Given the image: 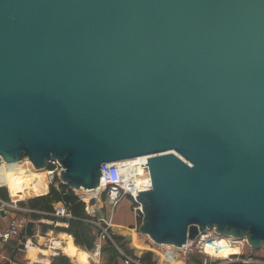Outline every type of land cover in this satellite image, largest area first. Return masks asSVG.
I'll return each instance as SVG.
<instances>
[{
    "label": "water",
    "instance_id": "95a60500",
    "mask_svg": "<svg viewBox=\"0 0 264 264\" xmlns=\"http://www.w3.org/2000/svg\"><path fill=\"white\" fill-rule=\"evenodd\" d=\"M138 156L139 233L264 248V0H0V185L54 158L91 190Z\"/></svg>",
    "mask_w": 264,
    "mask_h": 264
},
{
    "label": "built area",
    "instance_id": "2783aa9c",
    "mask_svg": "<svg viewBox=\"0 0 264 264\" xmlns=\"http://www.w3.org/2000/svg\"><path fill=\"white\" fill-rule=\"evenodd\" d=\"M143 163H147V156H138L115 162H105L100 168L102 174L100 175L98 187L91 190H74L68 187L76 193L77 197L84 203V209L86 213L90 215V218L84 220L92 224L93 227L94 224L98 225L97 227L99 230L96 234L99 241L96 242L95 254L99 253L101 239L108 238L115 244L112 236L113 232L111 231L113 213L118 203L124 197L129 196L131 198L135 218L137 219L139 216L142 217L141 204L136 200L135 196L138 195V191L148 190L151 187L149 172L146 164ZM139 167L141 168V171L136 176L140 178V181L136 186L132 184V177L127 175V171ZM61 169H63L62 165L54 158L49 159L47 166L44 168L49 180L51 179L50 182H52L53 178H57L54 183V188L57 190H59L60 184H63L60 180ZM45 192L46 193L43 195L48 193L47 190ZM77 192H82L83 194H78ZM21 209L23 208L17 205V201L0 198V215L8 213L9 211ZM24 210L38 212L41 215H44L41 218L34 220V233L31 237H27L26 241L23 242V249H35L34 252L36 256L33 258L34 263L41 262V264H47L49 263L47 260H52L57 255L64 254L65 247L68 246L69 242L75 245L73 234L67 230L69 228L68 221L73 219L74 216L64 202H54L50 211H36L27 208H24ZM28 221L29 219L19 216L11 217L6 227H0V246L6 245L13 238H18L22 243L21 239L25 234L24 229ZM140 221V219H137L134 226L131 228V231L139 233L138 226ZM44 223L51 226L49 229H45L46 232L43 227ZM61 234L65 237H61ZM214 235L219 234L208 229L205 233H200L195 239L189 240L181 247L157 245L148 236H143L150 241L152 245L171 247L173 252L169 254L170 257L173 260L179 259L181 263L185 264H264V256L254 255L253 249L250 248L245 238H228L225 236L228 245L237 247V251L234 253H228L227 256L224 257L210 253L208 251V242ZM54 240L58 242V245L54 244ZM118 249L121 255L124 256L126 264H146L140 261V259L126 254L120 247H118ZM197 254L202 255V260L200 262H190L189 259ZM3 258L4 257L0 254V263Z\"/></svg>",
    "mask_w": 264,
    "mask_h": 264
},
{
    "label": "trees",
    "instance_id": "16d2710c",
    "mask_svg": "<svg viewBox=\"0 0 264 264\" xmlns=\"http://www.w3.org/2000/svg\"><path fill=\"white\" fill-rule=\"evenodd\" d=\"M0 198L4 200H8V194L5 188L0 187ZM62 201L67 206L72 215L74 216L73 219H70L69 222V228L67 229L70 231L74 236V242L76 245L83 247L85 249H91L93 247V241L94 237H92L90 234L93 225L86 222L84 219L90 218V215L86 213L84 209V203L77 197V195L68 188L65 184H60L59 190L54 188L53 186L50 188V191L46 195H40L34 198H31L27 201V205L31 209H37L41 211H50L52 209L51 204L53 202ZM44 215L32 213V217L34 218H41ZM47 227L44 226V229ZM116 243H118V247H120L126 254L133 256V251L128 248L125 243H123L121 240L125 241V238L122 236H114ZM126 242V241H125ZM118 247L116 244L111 242V240L108 239V242L105 243V245L102 246L104 249H108L110 252L109 258L116 259L121 258V255H119ZM121 254V253H120ZM148 254V253H147ZM145 254V255H147ZM119 256V257H118ZM192 259L194 258L191 257ZM145 261H149L150 254L147 257H143ZM37 264V263H35ZM51 264H73L71 262V259L64 255L60 254L57 257H54Z\"/></svg>",
    "mask_w": 264,
    "mask_h": 264
},
{
    "label": "crops",
    "instance_id": "0c3cea01",
    "mask_svg": "<svg viewBox=\"0 0 264 264\" xmlns=\"http://www.w3.org/2000/svg\"><path fill=\"white\" fill-rule=\"evenodd\" d=\"M76 194V193H75ZM54 203V202H53ZM52 203V204H53ZM52 204H51V206H52ZM28 207V206H27ZM28 209H31V208H29L28 207ZM25 211V212H24ZM24 211H22L23 212V214H18L17 215V213H16V211L15 210H13V211H9L8 213H3V214H1L0 215V225H1V227H5L6 226V224H7V222L10 220V218L11 217H13V216H19V217H23V218H26V219H29V221H32V222H34V219H36V218H34V217H32V212L31 213H29L27 210H24ZM46 219V218H45ZM134 222H132V223H129V224H125V223H118V222H112V225H115V227H116V229L113 231V229H111V231L112 232H114V233H116V234H120L122 237H124L125 238V241H126V243L128 244V246L130 247V249H132V250H134L133 251V255L136 257V258H138V259H140V261H142V262H144V263H146V264H185V263H181V261L179 260V259H176V260H173L171 257H170V255H169V258H171L170 260L169 259H167V260H165V258H163V254H161L160 252H159V250H158V248L157 247H154L155 245H152L151 244V242L150 241H148L141 233H134L133 234V232H131V228L134 226V224H135V222H136V219L134 218ZM28 223V222H27ZM44 226H46L47 228H46V230L47 229H49L51 226L49 225V224H46V223H44L43 224V227ZM129 230V231H128ZM24 231H25V229H24ZM128 235H130V239L128 240L127 239V236ZM21 241H22V239H21ZM21 242H20V240L18 239V238H13V239H11L6 245H5V247H6V250L5 249H3V248H1L0 250L1 251H3V252H6V253H11V252H14L13 250L15 249V248H17L18 250H22L23 249V247H21ZM76 245V244H75ZM74 244H72L71 245V247H70V249H69V252L71 253H64V255H66V256H68V257H71L72 259H71V262L73 263V264H96V260L95 259H97L98 260V256H97V258H95V256L97 255V254H95V253H93V254H90V253H86V252H82V251H80V248L79 247H77V246H75ZM157 246V245H156ZM140 249V250H139ZM74 250H75V252H74ZM86 250H88L89 251V249H86ZM23 251V250H22ZM260 252V251H259ZM9 253L8 254H5V253H3V254H1V256H3L4 258L3 259H5V258H8L10 255H9ZM148 253V254H147ZM145 254H147V255H145ZM150 254V259H149V261H145L144 259H143V257H147L148 255ZM82 255H84V256H86V257H88L87 259H88V261L86 260V258L84 257V258H81V256ZM93 255V256H92ZM258 255H263L264 256V254H262V253H258ZM193 257V256H192ZM29 260V261H28ZM53 260V259H52ZM52 260H47V262H49V263H47V264H51V262H52ZM171 260H172V263H171ZM202 260V255H194V258L192 259V258H190L189 259V261L191 262V261H193V262H195V261H197V262H200ZM3 261V260H2ZM5 261V260H4ZM21 262V260L20 259H18V264ZM90 262H92V263H90ZM99 262V263H98ZM97 262V264H101V261H100V259H99V261ZM121 262V264H123L122 263V261H120ZM0 264H5L4 262H1ZM12 264H15V263H12ZM21 264H35L34 262H33V259H31L30 260V258L29 257H25V262L24 263H21ZM103 264V263H102ZM110 264V263H109ZM113 264H120L119 263V261H115V263H113ZM131 264H134V263H131ZM186 264H189V263H186Z\"/></svg>",
    "mask_w": 264,
    "mask_h": 264
},
{
    "label": "rangeland",
    "instance_id": "374dc122",
    "mask_svg": "<svg viewBox=\"0 0 264 264\" xmlns=\"http://www.w3.org/2000/svg\"><path fill=\"white\" fill-rule=\"evenodd\" d=\"M21 166V165H20ZM27 167H29V165L27 164ZM45 179H46V183L48 184V189H47V192L49 193V191H50V188L53 186L54 187V183H55V180L57 179L56 177L55 178H53L52 179V182H50L51 181V179L49 180V178H48V175L45 173ZM3 188H5L6 189V191H7V194H8V200H10V199H12V196L10 195V193H9V191H8V189H7V187H5V186H2ZM27 190V189H26ZM47 193V194H48ZM78 194H83L82 192H77ZM37 196H40V195H36L35 193H25V197H24V199H22V200H19V201H17V205L18 206H20V207H22L23 209H21V210H15L16 211V213H17V215L20 213V214H23V212L22 211H24V208H27L28 209V205H27V201L29 200V199H31V198H34V197H37ZM36 211H39V210H37V209H35ZM108 210V209H107ZM25 212V211H24ZM29 212V211H28ZM29 213H31V212H29ZM32 213H37V214H40V213H38V212H32ZM102 216V215H101ZM140 217V216H139ZM137 218V219H140L141 220V218L142 217H140V218ZM134 218H135V212H134V210H133V207H132V200H131V198L129 197V196H126V197H124L119 203H118V205L116 206V208L114 209V213H113V220H112V222L114 221V222H118V223H125V224H129V223H132V222H134L135 220H134ZM37 219H39V218H37ZM136 219V218H135ZM137 219H136V221H137ZM34 220H36V219H34ZM8 223V222H7ZM7 225V224H6ZM112 225V224H111ZM98 225H95L94 224V227L92 228V230H91V236L92 237H94V241H93V247L91 248V249H89V251L88 250H86L85 248H83V247H80V246H78V245H75V246H77V247H79L80 248V251H82V252H86V253H90V254H93L94 252H95V246H96V242H98L99 241V238H98V236H97V234H96V232L99 230V228L97 227ZM0 227H1V225H0ZM6 227V226H5ZM112 227V229H113V231L116 229V227H115V225H112L111 226ZM45 230V229H44ZM212 230V229H211ZM129 231V230H128ZM212 231H214V230H212ZM45 232H46V230H45ZM131 232H133V231H131ZM133 234H134V232H133ZM112 235H114V236H121L120 234H116V233H112ZM61 237H65L63 234H61ZM114 239V238H113ZM114 241H115V239H114ZM123 243H125V245L128 247V248H130L129 246H128V244L124 241V240H121ZM106 242H108V238H104V239H101V241H100V250H99V253L95 256V258H97V256H98V260L97 259H95L97 262L99 261V259H100V261H101V264L103 263V264H113V263H115V261L117 262V261H119V263L121 264V262L120 261H122V263L123 264H126L125 263V259H124V256L123 255H121L120 254V252H119V249H118V252H119V255H121V258L119 257V258H116V259H111V258H109V256H110V252L108 251V249H104V248H102V246L103 245H105V243ZM115 244L118 246V243H116V241H115ZM7 247V246H6ZM6 247H5V245H3V246H0V249L1 248H3V249H5L6 250ZM154 247H157L158 248V250H159V252L161 253V254H163L162 256H163V258H165V260H167V259H171V258H169V254L171 253V252H173V249L171 248V247H168V246H154ZM245 249H247V248H245ZM23 250V251H22ZM22 250H18L17 248H15L13 251L14 252H11V253H9V257L8 258H5V259H3V261H1V262H4L5 264H12V263H15V264H18V259H20L21 260V262L19 263V264H21V263H24L25 262V257H29L30 258V260L31 259H33L36 255H35V252H34V250L35 249H27V248H25V249H22ZM132 250V249H131ZM140 250V249H139ZM132 251H134V250H132ZM260 251V252H259ZM70 253L69 251H66L65 250V253ZM74 252H75V250H74ZM253 252H254V255H258V253H262V254H264V248H260V249H258V250H253ZM0 253L1 254H3V253H5V254H8V253H6V252H3V251H1L0 250ZM44 253V252H43ZM72 253V252H71ZM70 253V254H71ZM60 255V254H59ZM59 255H57V256H59ZM56 256V257H57ZM84 255H82L81 256V258H86V260L88 261V257H86V256H84ZM93 256V255H92ZM133 257H135L134 255H133ZM70 259H72L71 257H69ZM136 258V257H135ZM5 260V261H4ZM29 261V260H28ZM97 262H96V264H97ZM90 263H92V262H90ZM99 263V262H98ZM171 263H172V260H171ZM37 264H41V262H39V263H37Z\"/></svg>",
    "mask_w": 264,
    "mask_h": 264
},
{
    "label": "bare ground",
    "instance_id": "6f19581e",
    "mask_svg": "<svg viewBox=\"0 0 264 264\" xmlns=\"http://www.w3.org/2000/svg\"><path fill=\"white\" fill-rule=\"evenodd\" d=\"M2 163L4 168V176L2 177L3 185L0 186L7 187L10 195L12 196V200L19 201L24 199L25 193H35L36 195H43L46 193V172L43 168H34L31 162L27 159L13 163H6L2 161ZM27 164L29 167H27ZM140 171V167L127 171V175L132 177L131 182L133 185H138L140 178H138L136 175L139 174ZM226 237L230 238L229 236ZM54 244L58 245V242L55 241ZM71 245L72 243L69 242L68 246L65 247V250L69 251ZM208 248L210 253L223 257L227 256L228 253H234L237 251V247L229 246L227 243V238L221 235L212 236L209 239Z\"/></svg>",
    "mask_w": 264,
    "mask_h": 264
}]
</instances>
